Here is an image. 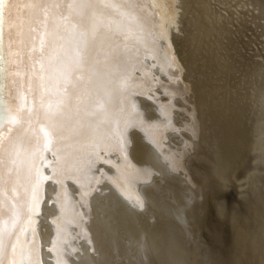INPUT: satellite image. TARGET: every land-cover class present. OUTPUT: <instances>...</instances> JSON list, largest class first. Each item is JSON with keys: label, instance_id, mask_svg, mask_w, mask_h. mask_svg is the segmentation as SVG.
Segmentation results:
<instances>
[{"label": "bare ground", "instance_id": "1", "mask_svg": "<svg viewBox=\"0 0 264 264\" xmlns=\"http://www.w3.org/2000/svg\"><path fill=\"white\" fill-rule=\"evenodd\" d=\"M88 2L116 7L72 21L56 72L28 57L3 264H264V0Z\"/></svg>", "mask_w": 264, "mask_h": 264}, {"label": "snow or ice", "instance_id": "2", "mask_svg": "<svg viewBox=\"0 0 264 264\" xmlns=\"http://www.w3.org/2000/svg\"><path fill=\"white\" fill-rule=\"evenodd\" d=\"M160 0H124L122 7L127 11L124 14L134 15L143 11L144 5L150 7L154 12H159ZM111 9L115 5H96L88 0H66L64 3L55 2V0H0V32L7 30L9 26V16L15 13L17 24L23 27L25 24L33 38V51L39 50L41 55L47 54L49 67L53 72L57 71L56 64L59 62L57 47L61 41L66 38L75 39L77 26L72 23L73 20L78 23L85 18L91 21V28L95 30V22L98 19L97 8ZM80 35H83L81 33ZM86 55V47H81L78 55ZM44 66L41 64V72ZM173 74H178V69L172 70ZM155 79V77H154ZM57 103V112L60 110V104ZM51 107V105H49ZM48 134L45 133V136ZM3 141H0V147ZM9 167L11 171L9 176L15 171L16 160L14 155L9 156ZM3 168V162L0 161V169ZM3 183V175L0 173V184ZM144 202L137 200L134 206L143 208ZM8 246L4 243V234H0V264H3V255ZM13 250L15 245H12Z\"/></svg>", "mask_w": 264, "mask_h": 264}, {"label": "water", "instance_id": "3", "mask_svg": "<svg viewBox=\"0 0 264 264\" xmlns=\"http://www.w3.org/2000/svg\"><path fill=\"white\" fill-rule=\"evenodd\" d=\"M169 25L170 23L168 24V26ZM28 31V26L26 24L22 28L18 26L17 17L15 13H13L9 16V26L7 30L0 32V109H2L3 112L2 113L0 111V141H3V146L0 147V161H3L2 153L4 151V148L8 144L13 150V146L11 144L13 138L17 139V143L12 155H14V152L19 147V150H21L19 154L20 157L24 145L26 143H29L28 141L30 140L31 136V126L33 123L32 120L35 117L36 110V107L34 109L33 104H37V79L35 77V81L34 83H32V91H29L27 93V91L23 88V81H25V79H27L28 77H30L31 79L33 78L32 69L30 68L28 57L30 56L32 58L34 53L33 49L30 48L29 43L27 46L25 42V36L26 34H28ZM31 38L32 36L30 37V40ZM38 57H40V51H38ZM177 65L178 62L176 64V69L178 67ZM177 87L180 88L178 89L180 92L185 91L183 82H178ZM44 92L45 87H43V94L40 100V108L42 109L43 107L45 108L46 103L44 101L43 105L42 102ZM25 99H27L29 103L32 101L31 107L29 105H27L26 107ZM21 102L22 106H20ZM20 107H22L21 113L19 112ZM24 108H26L25 114ZM26 111L29 112V114H26ZM19 129L22 130L21 135L18 137H11L9 139L11 134ZM16 170L17 168H15L14 173L16 172ZM0 173H2L1 169ZM7 176L8 173H6L5 179ZM5 179L3 183L0 184V212H2V203V208L7 213L8 209H6V207L8 206V194L6 185L8 184V181H6ZM6 213L0 215V223L7 217ZM196 219H199V217L197 216Z\"/></svg>", "mask_w": 264, "mask_h": 264}]
</instances>
